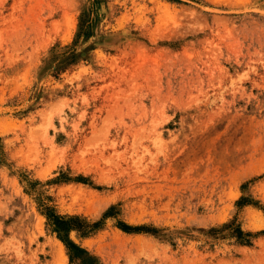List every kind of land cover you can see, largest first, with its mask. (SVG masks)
<instances>
[{
  "label": "rangeland",
  "instance_id": "374dc122",
  "mask_svg": "<svg viewBox=\"0 0 264 264\" xmlns=\"http://www.w3.org/2000/svg\"><path fill=\"white\" fill-rule=\"evenodd\" d=\"M48 209L93 264H264V0H0V264H85Z\"/></svg>",
  "mask_w": 264,
  "mask_h": 264
},
{
  "label": "trees",
  "instance_id": "16d2710c",
  "mask_svg": "<svg viewBox=\"0 0 264 264\" xmlns=\"http://www.w3.org/2000/svg\"><path fill=\"white\" fill-rule=\"evenodd\" d=\"M47 213L53 225L54 231L58 233L59 238L67 246L71 259L73 260L75 257H79L83 263L93 264L94 257L89 254L88 250L81 247L69 237V232L72 229H82L90 224L80 216L60 215L57 214L53 209H48ZM121 227L126 231H136L143 229L141 226L134 227L125 222H122ZM239 231L241 234L243 233L241 229H239Z\"/></svg>",
  "mask_w": 264,
  "mask_h": 264
},
{
  "label": "bare ground",
  "instance_id": "6f19581e",
  "mask_svg": "<svg viewBox=\"0 0 264 264\" xmlns=\"http://www.w3.org/2000/svg\"><path fill=\"white\" fill-rule=\"evenodd\" d=\"M59 250L62 251L63 250V244L61 242H59Z\"/></svg>",
  "mask_w": 264,
  "mask_h": 264
}]
</instances>
